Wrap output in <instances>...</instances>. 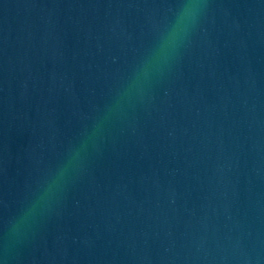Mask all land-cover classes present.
<instances>
[{
  "label": "water",
  "instance_id": "water-1",
  "mask_svg": "<svg viewBox=\"0 0 264 264\" xmlns=\"http://www.w3.org/2000/svg\"><path fill=\"white\" fill-rule=\"evenodd\" d=\"M187 2L0 0V264H264V0L145 72Z\"/></svg>",
  "mask_w": 264,
  "mask_h": 264
},
{
  "label": "clouds",
  "instance_id": "clouds-1",
  "mask_svg": "<svg viewBox=\"0 0 264 264\" xmlns=\"http://www.w3.org/2000/svg\"><path fill=\"white\" fill-rule=\"evenodd\" d=\"M201 9L199 0H188L179 10L176 19L170 28L162 37L159 49L152 55L144 67L146 72L149 67L166 61L175 50L180 41L187 35L190 27L195 22ZM53 183H56L53 179Z\"/></svg>",
  "mask_w": 264,
  "mask_h": 264
}]
</instances>
